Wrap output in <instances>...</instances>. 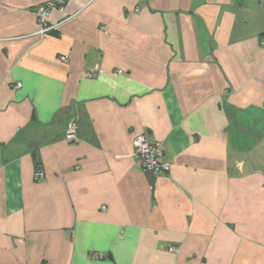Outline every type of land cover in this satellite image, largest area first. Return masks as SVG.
Wrapping results in <instances>:
<instances>
[{"label": "crops", "instance_id": "0c3cea01", "mask_svg": "<svg viewBox=\"0 0 264 264\" xmlns=\"http://www.w3.org/2000/svg\"><path fill=\"white\" fill-rule=\"evenodd\" d=\"M48 1L0 0V264H264V2L66 0L41 36Z\"/></svg>", "mask_w": 264, "mask_h": 264}, {"label": "built area", "instance_id": "2783aa9c", "mask_svg": "<svg viewBox=\"0 0 264 264\" xmlns=\"http://www.w3.org/2000/svg\"><path fill=\"white\" fill-rule=\"evenodd\" d=\"M66 0H50L45 4L39 6L35 11L34 15L38 21L39 29L37 34L38 35H45L51 31H56L59 27V24L56 25H49L47 23V19L52 11H57L62 13L64 10ZM259 4L263 3L264 0H257ZM261 44L264 45V38L261 39ZM60 61L65 62L66 57H60ZM20 84L17 83L14 85L13 89H19ZM75 130L76 124L71 122L66 130L65 133V140L68 142L75 141ZM133 146V157L137 159L142 168L149 172H152L154 175L168 173L170 169V165L164 162L162 158V151L158 145L149 144L143 135H137L132 140ZM44 178V173L42 170L37 169L34 172V179L35 180H42ZM176 248L169 247L168 251L173 252ZM91 260L97 261L102 258L101 254L94 253L91 255Z\"/></svg>", "mask_w": 264, "mask_h": 264}, {"label": "trees", "instance_id": "16d2710c", "mask_svg": "<svg viewBox=\"0 0 264 264\" xmlns=\"http://www.w3.org/2000/svg\"><path fill=\"white\" fill-rule=\"evenodd\" d=\"M36 170H37V168H36ZM36 170H35V171H36Z\"/></svg>", "mask_w": 264, "mask_h": 264}]
</instances>
